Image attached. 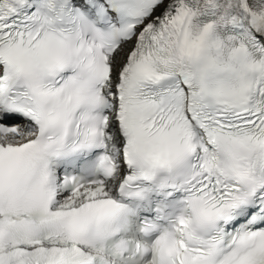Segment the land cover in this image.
I'll return each mask as SVG.
<instances>
[{
	"label": "snow or ice",
	"instance_id": "snow-or-ice-1",
	"mask_svg": "<svg viewBox=\"0 0 264 264\" xmlns=\"http://www.w3.org/2000/svg\"><path fill=\"white\" fill-rule=\"evenodd\" d=\"M0 264H264V0H0Z\"/></svg>",
	"mask_w": 264,
	"mask_h": 264
}]
</instances>
